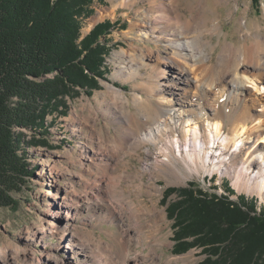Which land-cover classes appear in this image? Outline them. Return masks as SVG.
<instances>
[{
	"label": "rangeland",
	"instance_id": "rangeland-1",
	"mask_svg": "<svg viewBox=\"0 0 264 264\" xmlns=\"http://www.w3.org/2000/svg\"><path fill=\"white\" fill-rule=\"evenodd\" d=\"M197 1L182 0L181 13L189 17L188 8ZM149 4L150 0H136L130 6L118 7L113 14L96 19L99 11L106 10L107 14L112 10V1H94L91 14L82 20L80 32L84 36L104 20L113 24L106 35L109 53L102 66L107 70V78L98 77L94 87L76 86L74 91L54 101L44 119L48 134L17 128L22 133V147L28 152L29 168L34 172L21 189L8 191L12 197L10 205H0V250L5 251L9 264H25V257H31L33 264H122L126 257L137 255L140 264L142 261L143 264H197L204 257L200 247L183 253L173 250L176 227L167 206L178 197L173 193L166 202L163 200L169 187L193 183L207 192L227 194L225 182L229 181L228 185L237 194L256 197L257 209L264 208V197L238 191L231 175L221 177L219 172H213L216 170L199 166L197 171L175 176L170 173L174 168L167 163L160 172L146 165L152 160L151 144H147L151 148L147 153L146 145L137 138L124 139L128 131L141 128V122L140 125L135 123L140 115L128 118V110L134 114L144 111L134 101L135 96L157 102V98L147 96L141 86H135L147 78L152 79L154 73L150 66L145 67L143 63L139 75L129 79L119 71L127 55L137 58L139 45L156 48L153 41L137 37L134 26L142 22L137 19L140 17L137 12L149 9ZM207 10V23L211 25L209 20L218 16L221 26L217 34H207L214 45L212 63L217 62L226 41H232L235 46L244 42L242 36L247 27L264 33V0H230L216 5L210 0ZM158 47L161 57H167L169 49L164 44ZM206 49L209 50L210 45L207 44ZM249 69L258 80L255 84L247 82L246 97L259 98L264 94L263 80L254 67ZM169 74L174 76L172 72ZM255 107L260 109V106ZM224 121L223 131L227 132L229 120ZM36 139H46V142L38 144L34 142ZM89 139L107 145L109 152L91 158ZM81 149L86 152L82 154ZM177 165L185 167L183 161ZM64 189L69 203L75 207L62 206L53 195H47L48 192L60 194ZM230 198L235 200L236 195ZM66 213L70 216L66 217ZM64 228L72 229L76 238L94 249V262L87 254L82 256L80 245H69L61 235Z\"/></svg>",
	"mask_w": 264,
	"mask_h": 264
},
{
	"label": "bare ground",
	"instance_id": "bare-ground-1",
	"mask_svg": "<svg viewBox=\"0 0 264 264\" xmlns=\"http://www.w3.org/2000/svg\"><path fill=\"white\" fill-rule=\"evenodd\" d=\"M111 1L112 10L107 14L106 10L99 11L96 19L113 14L118 7L130 6L136 0ZM223 1L230 0H213V4ZM209 2L198 0L196 5L188 8L191 13L189 17L181 13L182 0H150L149 9L137 12L140 15L137 19L142 21L140 25L137 23L139 26L133 24L137 37L153 41L156 48L139 45L137 58L127 55L119 71L129 79L139 75L143 63L145 67L150 66L154 73L152 79L147 78L135 83V86H141L147 96H154L157 102L152 103L149 98L138 94L135 96L134 101L144 111L141 115L128 110V118H138L140 115V119L134 122L138 125L141 122V128L128 131L124 139L137 138L146 145L147 153L151 149L147 144H151L152 160L146 165L160 172L164 171L166 163L174 168L170 173L175 176L197 171L201 166L209 171L216 170L221 177L231 175L232 184L238 191L264 197V94L252 99L245 94L247 84H255L254 81L258 80L249 67L259 72L264 83V33L247 27L243 31L244 42L235 46L232 41H226L217 62L212 63L214 45L207 34L216 33L221 26L218 16L209 20L212 21L211 25L207 23L205 12ZM242 21L246 23L244 18ZM160 44L169 49L165 58L160 55ZM207 44L210 45L209 50L206 49ZM255 106H260V109ZM224 119H228L230 124L227 132L223 131ZM89 145L91 158L105 156L109 152L107 145L99 140L89 139ZM81 150L82 154L86 152ZM179 161L185 163L183 169L178 167ZM66 194L65 189L57 195L47 193L57 198L62 206L75 207L69 203ZM69 216L66 213V217ZM63 230L61 235L69 245H80L82 256L87 254L94 262V249L76 238L72 229ZM4 255L6 253L1 249L0 256L3 258H0V264H9ZM137 256L126 257L122 264H140ZM25 259V264H33L31 257Z\"/></svg>",
	"mask_w": 264,
	"mask_h": 264
},
{
	"label": "trees",
	"instance_id": "trees-1",
	"mask_svg": "<svg viewBox=\"0 0 264 264\" xmlns=\"http://www.w3.org/2000/svg\"><path fill=\"white\" fill-rule=\"evenodd\" d=\"M96 0H0V205H10L8 191L21 189L29 168L28 152L18 127L48 134L44 125L51 104L106 77L104 20L81 35L82 20ZM92 83V85H91ZM56 109V108H55ZM54 110V109H52ZM45 143L46 139H36ZM207 192L193 183L169 187L163 200L174 219V251L200 247L197 264H264V208L257 198ZM236 195V199L230 198Z\"/></svg>",
	"mask_w": 264,
	"mask_h": 264
}]
</instances>
